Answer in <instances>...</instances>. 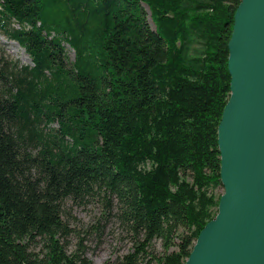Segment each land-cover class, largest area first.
I'll return each mask as SVG.
<instances>
[{
    "label": "trees",
    "instance_id": "obj_1",
    "mask_svg": "<svg viewBox=\"0 0 264 264\" xmlns=\"http://www.w3.org/2000/svg\"><path fill=\"white\" fill-rule=\"evenodd\" d=\"M239 1L0 0V33L30 58L0 53V264H89L60 243L62 202L100 190L176 247L160 264L184 263L223 191Z\"/></svg>",
    "mask_w": 264,
    "mask_h": 264
},
{
    "label": "water",
    "instance_id": "obj_2",
    "mask_svg": "<svg viewBox=\"0 0 264 264\" xmlns=\"http://www.w3.org/2000/svg\"><path fill=\"white\" fill-rule=\"evenodd\" d=\"M217 126L223 191L183 264H264V0H240Z\"/></svg>",
    "mask_w": 264,
    "mask_h": 264
},
{
    "label": "rangeland",
    "instance_id": "obj_3",
    "mask_svg": "<svg viewBox=\"0 0 264 264\" xmlns=\"http://www.w3.org/2000/svg\"><path fill=\"white\" fill-rule=\"evenodd\" d=\"M14 41L0 33L3 49L0 53L20 63L30 62L23 47ZM66 49L73 58V49L68 45ZM221 191L222 187H216L213 192ZM62 217L69 230L60 243L69 254L83 256L89 264H160L158 257L176 248L174 245L166 248L161 237L146 240L144 233L133 227L122 202L102 190L66 197L62 202ZM34 249L41 253L45 247L38 241ZM131 254L135 258L132 263L127 257Z\"/></svg>",
    "mask_w": 264,
    "mask_h": 264
}]
</instances>
